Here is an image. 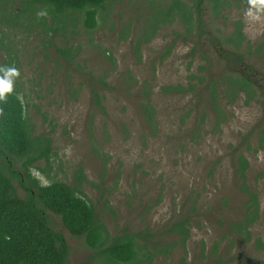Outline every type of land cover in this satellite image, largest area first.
<instances>
[{"label": "rangeland", "instance_id": "1", "mask_svg": "<svg viewBox=\"0 0 264 264\" xmlns=\"http://www.w3.org/2000/svg\"><path fill=\"white\" fill-rule=\"evenodd\" d=\"M171 1L110 0L97 9L95 28L85 29L74 13L68 31L55 35L40 27L29 0H0V66L18 70L12 90L33 134L50 139L49 160L35 163L31 174L42 185L75 188L109 238L133 235L138 256L152 254L142 264H264V146L253 149L264 128V14L250 20L248 0H229L214 16L204 0L200 35L196 30L184 40L179 18L146 33L153 9ZM50 23L45 17V27ZM238 27L245 38L236 52L225 40ZM230 72L254 83L252 101L240 94L228 102L222 82ZM200 79L219 82L225 120L217 126L206 107L199 122ZM144 95L150 123L140 112ZM253 129L249 150L244 138ZM234 148L249 163L246 182L260 204L249 240L231 230L247 199L234 176ZM48 214L69 246V264H110ZM180 223L188 230L185 241L171 231Z\"/></svg>", "mask_w": 264, "mask_h": 264}, {"label": "trees", "instance_id": "2", "mask_svg": "<svg viewBox=\"0 0 264 264\" xmlns=\"http://www.w3.org/2000/svg\"><path fill=\"white\" fill-rule=\"evenodd\" d=\"M108 1L110 0H29L28 4L33 7L34 14L40 10L47 11L46 16H35L42 24H39L40 27L55 35H64L63 33L68 31V24L74 20L72 18L68 21V17L74 13L81 14L82 26L85 29L95 28L97 9L103 8ZM208 1L211 3L214 16H218L225 7L230 6L229 0ZM232 1L236 4L246 3V0ZM203 3L204 0H172L164 9H153L147 19L146 33L152 34L160 22L171 23L175 18H179L181 24L185 26L184 40L196 30L200 35L203 25ZM45 17H49L51 22L46 27ZM244 38L241 28L238 27L225 42L237 52ZM61 53L68 61L73 58L68 49L61 50ZM202 69L203 67L199 68ZM1 73L2 71L0 77ZM222 83L223 95L230 103L240 94L244 95V103H249L255 97L254 83L243 75L237 73L233 75L230 72ZM199 86L197 107L202 111L199 122L203 123L205 120L206 107L214 114L216 126L223 123L225 113L218 107L220 98L218 80L200 79ZM144 96L146 104L141 105L140 112L143 121L150 123L153 111L148 104L149 96ZM93 98L99 109L104 112L100 97L95 91ZM255 132L253 129L244 138L246 149L253 148L252 139L256 138ZM263 146L264 128L259 131L253 149L257 151ZM50 155V139L33 134L19 96L13 90L6 93L5 98L0 100V264H69V246L63 233L50 225L48 212L61 220L72 237L82 238L95 252L94 258L100 260L103 258L110 264L150 263L151 253H141L138 256L133 235L123 233L109 238L103 225L99 224L93 206L79 196L75 188L61 181L42 185L31 174L33 165L40 160L47 162ZM231 158L234 162V176L240 183V190L247 196L243 219L233 224L231 230L249 240V228L260 216L258 194L252 192L246 182L249 163L240 153V149L234 148ZM15 183L24 193L23 197L18 195ZM183 227V223L175 224L171 231L179 232L182 241H185L188 238V230ZM181 264H186L183 259Z\"/></svg>", "mask_w": 264, "mask_h": 264}, {"label": "clouds", "instance_id": "3", "mask_svg": "<svg viewBox=\"0 0 264 264\" xmlns=\"http://www.w3.org/2000/svg\"><path fill=\"white\" fill-rule=\"evenodd\" d=\"M250 5L245 10L244 15L250 20H259L261 14H264V0H248ZM39 16H46V10H40L36 13ZM0 71L4 72V76L0 77V100L5 98L6 93L12 92V77L18 75V70L15 67L0 68Z\"/></svg>", "mask_w": 264, "mask_h": 264}]
</instances>
